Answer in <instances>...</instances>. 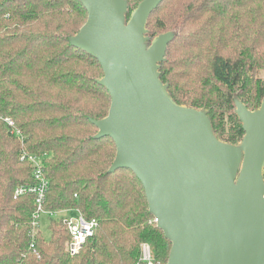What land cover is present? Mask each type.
Instances as JSON below:
<instances>
[{
	"label": "trees",
	"instance_id": "obj_1",
	"mask_svg": "<svg viewBox=\"0 0 264 264\" xmlns=\"http://www.w3.org/2000/svg\"><path fill=\"white\" fill-rule=\"evenodd\" d=\"M140 1L126 0V19ZM86 19L80 0H0V114L22 133L0 120V264H145L143 242L153 264L168 260L171 242L141 182L128 168L108 172L114 142L94 137L110 95L98 60L69 40ZM145 27L150 40L172 34L158 67L169 96L205 111L214 135L238 144L236 100L254 110L264 97V0H161ZM23 152L41 156L46 211L98 221L77 253L61 219L49 215L48 237L33 229V193L14 195L35 183Z\"/></svg>",
	"mask_w": 264,
	"mask_h": 264
},
{
	"label": "water",
	"instance_id": "obj_2",
	"mask_svg": "<svg viewBox=\"0 0 264 264\" xmlns=\"http://www.w3.org/2000/svg\"><path fill=\"white\" fill-rule=\"evenodd\" d=\"M87 19L70 43L98 60L110 95L95 138L110 137L108 168H128L149 212L171 242L166 264H264V97L249 110L236 100L244 131L219 140L203 110L177 104L159 78L171 32L145 27L161 0H80ZM150 40V43L148 44Z\"/></svg>",
	"mask_w": 264,
	"mask_h": 264
},
{
	"label": "built area",
	"instance_id": "obj_3",
	"mask_svg": "<svg viewBox=\"0 0 264 264\" xmlns=\"http://www.w3.org/2000/svg\"><path fill=\"white\" fill-rule=\"evenodd\" d=\"M0 120L4 121L9 128L10 134L20 137L22 135L21 130L15 126L14 121L8 117L0 114ZM20 160H27L32 166V175L35 183L32 185H21L15 188L14 195H21L24 193H33L35 195L34 203L35 209L32 212L31 224L33 229L39 225V218L42 213L48 214L54 217V214L59 213L46 211L43 207L44 195L48 188V180L44 176L42 159L40 155L23 152L20 155ZM264 180V170H263ZM66 211L65 217L62 218L63 223L70 235V240L67 244V249L70 254H75L79 251L85 241L93 236L95 229L98 225V221L95 218L87 219L79 211L76 210H63ZM155 221V220H154ZM32 246V244H31ZM140 259L145 264L152 263L151 248L148 243L143 242L140 244Z\"/></svg>",
	"mask_w": 264,
	"mask_h": 264
},
{
	"label": "rangeland",
	"instance_id": "obj_4",
	"mask_svg": "<svg viewBox=\"0 0 264 264\" xmlns=\"http://www.w3.org/2000/svg\"><path fill=\"white\" fill-rule=\"evenodd\" d=\"M66 213H67L66 211H60L59 213L54 214V217L59 219V220L60 219L62 220V218L65 217ZM48 224H49V215L42 213L40 215V218H39V225L38 226H39V229L41 230L42 234L45 237L49 236Z\"/></svg>",
	"mask_w": 264,
	"mask_h": 264
}]
</instances>
